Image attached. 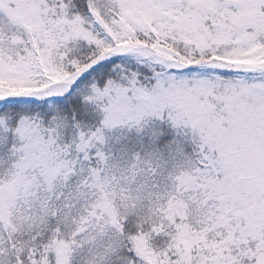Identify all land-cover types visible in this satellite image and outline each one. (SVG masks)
Instances as JSON below:
<instances>
[{
	"label": "snow or ice",
	"instance_id": "6c2138e0",
	"mask_svg": "<svg viewBox=\"0 0 264 264\" xmlns=\"http://www.w3.org/2000/svg\"><path fill=\"white\" fill-rule=\"evenodd\" d=\"M0 264H264V0H0Z\"/></svg>",
	"mask_w": 264,
	"mask_h": 264
}]
</instances>
